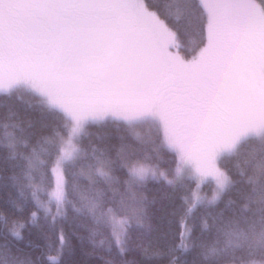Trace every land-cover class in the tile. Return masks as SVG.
I'll return each mask as SVG.
<instances>
[{"label": "snow or ice", "instance_id": "1", "mask_svg": "<svg viewBox=\"0 0 264 264\" xmlns=\"http://www.w3.org/2000/svg\"><path fill=\"white\" fill-rule=\"evenodd\" d=\"M0 264H264V0H0Z\"/></svg>", "mask_w": 264, "mask_h": 264}, {"label": "trees", "instance_id": "2", "mask_svg": "<svg viewBox=\"0 0 264 264\" xmlns=\"http://www.w3.org/2000/svg\"><path fill=\"white\" fill-rule=\"evenodd\" d=\"M29 97H25L24 100H21V101H18L17 103L22 106V107H26L27 106V103L29 101ZM109 130L108 129H105V128H102V127H99V128H93L92 129V132L94 134H98V135H104L106 132H108Z\"/></svg>", "mask_w": 264, "mask_h": 264}, {"label": "rangeland", "instance_id": "3", "mask_svg": "<svg viewBox=\"0 0 264 264\" xmlns=\"http://www.w3.org/2000/svg\"><path fill=\"white\" fill-rule=\"evenodd\" d=\"M140 131H141V132H143L144 130H143V129H141Z\"/></svg>", "mask_w": 264, "mask_h": 264}]
</instances>
